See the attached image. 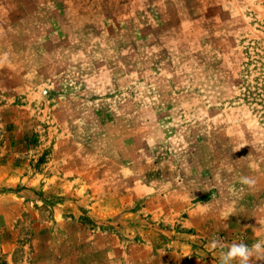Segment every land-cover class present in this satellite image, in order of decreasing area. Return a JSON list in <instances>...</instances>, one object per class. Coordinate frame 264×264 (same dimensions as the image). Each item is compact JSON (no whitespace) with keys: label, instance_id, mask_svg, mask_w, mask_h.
I'll use <instances>...</instances> for the list:
<instances>
[{"label":"rangeland","instance_id":"374dc122","mask_svg":"<svg viewBox=\"0 0 264 264\" xmlns=\"http://www.w3.org/2000/svg\"><path fill=\"white\" fill-rule=\"evenodd\" d=\"M234 243L264 249V0H0V264Z\"/></svg>","mask_w":264,"mask_h":264},{"label":"clouds","instance_id":"9594fccd","mask_svg":"<svg viewBox=\"0 0 264 264\" xmlns=\"http://www.w3.org/2000/svg\"><path fill=\"white\" fill-rule=\"evenodd\" d=\"M241 182L250 186L255 184V181L249 177H242ZM218 246H220V241L215 239L210 244L212 249ZM254 252L260 254L264 252V249L259 243L254 244L251 248L245 243H234L228 246L226 252L220 253V264H232L233 261H237V264H250ZM258 258H264V256L258 255Z\"/></svg>","mask_w":264,"mask_h":264}]
</instances>
